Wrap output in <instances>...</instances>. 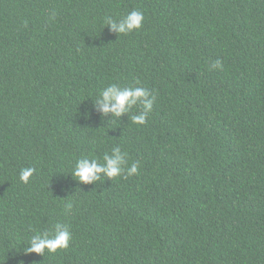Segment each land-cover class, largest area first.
<instances>
[{"label": "trees", "instance_id": "1", "mask_svg": "<svg viewBox=\"0 0 264 264\" xmlns=\"http://www.w3.org/2000/svg\"><path fill=\"white\" fill-rule=\"evenodd\" d=\"M112 83L155 97L145 124L144 100L103 112ZM116 149L138 174H71ZM57 223L68 248L25 253ZM22 262L264 264V0H0V264Z\"/></svg>", "mask_w": 264, "mask_h": 264}, {"label": "clouds", "instance_id": "2", "mask_svg": "<svg viewBox=\"0 0 264 264\" xmlns=\"http://www.w3.org/2000/svg\"><path fill=\"white\" fill-rule=\"evenodd\" d=\"M109 19L107 23H111L113 29L118 30L120 34H128L131 31L142 28L144 22V14L139 10H133L119 20ZM212 67H222L220 61H216ZM139 85V81L136 82ZM150 95L147 89L141 86L135 87H121L116 83L110 84L105 90H101L102 100L100 103L103 105L104 113H113L119 117L127 113L133 106H136L139 101L144 100L143 104L144 111L141 115H134L132 117V123L136 125H143L146 123L148 114L152 111L155 97L148 100L147 97ZM117 155L115 158L109 157L107 154L104 155V163L101 165L97 162L96 158H92L93 162L90 164L87 158H81L76 161V165L73 168L71 174L80 182L91 183L96 179H99L98 173L104 172L109 178L120 177L125 173V167L128 162V154L123 152L121 149H116ZM139 165L133 162L130 167H127L126 175L124 178L138 174ZM35 172L34 168H24L20 171L19 179L23 183H28L29 179ZM70 208L71 205L69 204ZM63 229V230H62ZM72 234L68 227L56 224V231L54 236H49L47 232L37 233L31 237V246L25 249V253H43L45 249L49 253H55L59 249H66L71 241ZM23 264V262H22Z\"/></svg>", "mask_w": 264, "mask_h": 264}]
</instances>
